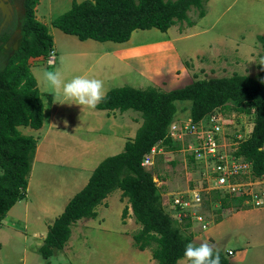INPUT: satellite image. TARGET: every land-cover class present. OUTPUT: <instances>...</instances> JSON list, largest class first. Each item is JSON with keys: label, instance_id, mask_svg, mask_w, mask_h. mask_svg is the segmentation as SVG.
Here are the masks:
<instances>
[{"label": "rangeland", "instance_id": "1", "mask_svg": "<svg viewBox=\"0 0 264 264\" xmlns=\"http://www.w3.org/2000/svg\"><path fill=\"white\" fill-rule=\"evenodd\" d=\"M72 2L40 0L35 7L36 18L48 25L53 36L55 59H51L52 65L42 58L30 61L44 103V118L39 129H19L37 138L39 152L28 177L30 210L26 202L17 201L8 216L0 220V264H157L151 249L142 251L134 245L133 234L140 225L130 209L123 216L129 202L120 190L105 198L97 217L75 223L62 249H54L49 258L40 255L42 239L37 231L41 225L36 218L39 211H44L51 224L86 184L95 167L124 149L143 120L141 113L133 109L105 111L66 103L59 90L42 86V71L58 72L63 81L74 76L99 79L103 95L125 85L170 90L196 79L233 73L256 76L264 68V0H209L204 4V15L192 7L187 21L177 22L167 31L137 29L126 42L81 40L53 26L52 21ZM188 104L177 102L180 120L189 117ZM230 108L217 113L229 132L223 146L227 152L235 153L237 148L229 138L235 133L249 136L254 114ZM193 138L189 135L184 142ZM162 151L155 155L151 167L165 197V211L192 233L193 241L216 249L231 248L232 264H264V203L245 201L246 208H221L217 189L207 188L205 164L195 160L193 151L168 150L165 146ZM237 181L249 193L264 189V184L253 183L247 175ZM197 188L201 191L199 202H191L184 213L173 211V190L174 195L179 191L190 194ZM248 208L251 209L244 210ZM199 215L202 220L197 218ZM188 222L190 225L185 227ZM186 263V258L177 262Z\"/></svg>", "mask_w": 264, "mask_h": 264}, {"label": "trees", "instance_id": "2", "mask_svg": "<svg viewBox=\"0 0 264 264\" xmlns=\"http://www.w3.org/2000/svg\"><path fill=\"white\" fill-rule=\"evenodd\" d=\"M209 0H73L71 7L57 16L52 25L81 40L126 42L137 29L157 28L167 31L177 22L188 20V11L198 8L205 14ZM26 16L22 41L10 57L0 53V220L19 200L26 197L28 177L36 153L37 138L24 134L19 126L39 129L43 124L44 103L31 59L42 58L48 65L53 50V36L47 24L35 16L40 0H24ZM31 61V62H30ZM52 94L49 93L48 97ZM178 101L189 102V117L198 122L223 108L238 113H253L250 135L238 145L235 154L251 164L254 179L264 172V68L256 76L233 73L230 76L196 79L185 86L161 90L150 86L114 87L96 105L101 110L139 111L142 123L124 149L104 158L92 171L87 183L69 200L63 212L49 225L39 248L43 258L54 249H62L69 240L72 225L82 218L97 217V207L115 190L128 198V208L140 228L133 234L134 245L151 249L157 264H177L186 243L194 245L192 233L167 213L160 187L145 156L159 143L168 150L181 144L168 135L172 122L180 120ZM218 191V190H217ZM220 207L246 208V194L221 196ZM185 225V227H187ZM219 251L220 264H232L229 252Z\"/></svg>", "mask_w": 264, "mask_h": 264}, {"label": "built area", "instance_id": "3", "mask_svg": "<svg viewBox=\"0 0 264 264\" xmlns=\"http://www.w3.org/2000/svg\"><path fill=\"white\" fill-rule=\"evenodd\" d=\"M53 53L54 51L50 52L48 60L50 64H52L51 59L54 58ZM217 112L198 122L192 121L190 117L184 120H175L169 127L168 135L173 141L181 144L180 149L193 151L195 160L204 162L208 189H217L232 194H246L249 196L246 202L261 205L264 203V189L249 193L242 188V183L237 181L240 176L251 175V164L243 156L227 152L224 148L223 140L229 135V132ZM189 135H194L193 141L184 142V138L186 139ZM244 135L235 133L233 138H229L231 145L237 148L241 141L248 137L246 134ZM162 147L161 143L153 146L145 156L143 164L151 166L154 163L155 155L163 152ZM253 183L264 184V172L261 176L255 177ZM198 188L193 189L190 194L187 191H180L175 195L172 193L171 195L174 196L172 197L173 209L179 213H184L190 208L191 202H199L201 200V188ZM197 218L202 220L201 215ZM229 253L231 254V251Z\"/></svg>", "mask_w": 264, "mask_h": 264}, {"label": "clouds", "instance_id": "4", "mask_svg": "<svg viewBox=\"0 0 264 264\" xmlns=\"http://www.w3.org/2000/svg\"><path fill=\"white\" fill-rule=\"evenodd\" d=\"M41 75L42 86L59 90L66 103H76L94 108L104 99L103 83L99 79L74 76L68 81H63L58 72L47 70H43ZM183 257L187 259L188 264H220L219 251L214 250L206 243L199 245H194L192 242L186 243Z\"/></svg>", "mask_w": 264, "mask_h": 264}, {"label": "flooded vegetation", "instance_id": "5", "mask_svg": "<svg viewBox=\"0 0 264 264\" xmlns=\"http://www.w3.org/2000/svg\"><path fill=\"white\" fill-rule=\"evenodd\" d=\"M24 0H0V53L8 57L19 49L26 16Z\"/></svg>", "mask_w": 264, "mask_h": 264}, {"label": "crops", "instance_id": "6", "mask_svg": "<svg viewBox=\"0 0 264 264\" xmlns=\"http://www.w3.org/2000/svg\"><path fill=\"white\" fill-rule=\"evenodd\" d=\"M53 51H54V49H53ZM54 53H55V52H54ZM54 59H55V56H54ZM53 64H54V63H53ZM51 65H52V64H51ZM105 111H107V110H105ZM109 111H111V110H109ZM180 119H181V118H180ZM129 139H132V138L130 137ZM163 146H164V145H163ZM38 152H39V148H38V149L36 148V153H35L36 155L34 156V157H35V158H34V162H32L33 166H34L35 160H36V158H37ZM32 168H33V167H32ZM32 168H31V170H32ZM30 172H31V171H30ZM29 176H30V174H29ZM86 183H87V182H86ZM83 187H84V186H83ZM83 187H82V188H83ZM82 188H81V189H82ZM29 189H30V181H29V179H28V186H27L26 197H25L24 199H22V201H24V202L27 203V211L30 210V207H29V206H30V204H29V203H30V202H29V200H30V199H29ZM81 189H80V190H81ZM172 192L175 193L176 191L173 190ZM179 192H180V191H179ZM76 193H77V192H76ZM170 194H171V193H170ZM73 196H74V195H73ZM73 196H72V197H73ZM72 197H71V198H72ZM162 197H163V205L165 206V204H164V198H165V197H164V195H163V192H162ZM71 198H70V199H71ZM19 201H21V200H19ZM68 202H69V201H68ZM68 202H67V203H68ZM39 204H41L40 201H39ZM66 205H67V204H66ZM66 205H65V206H66ZM100 205H101V204H100ZM100 205H99V206H100ZM99 206L97 207V212H98V208H99ZM128 206H129V203H128ZM64 208H65V207H64ZM64 208H63V210H64ZM60 209H61V208H60ZM60 209H59V210H60ZM128 209L131 210L130 207H129ZM249 209H251V208L244 209V210H249ZM63 210H62V212H63ZM173 211H175V210L173 209ZM8 212H9V211H8ZM39 212H40L39 217H36V218H37V220H39L38 222H40V223H39V226L41 225V226H40L41 228L38 229V231H37V232H39V230H40L39 237L42 239V242H41V244H40V246H41L42 243H43V239L45 238V236H46V234H47L48 227H49V225H50V223H49L50 221H49V222L46 221V217H44V214H43L44 211H43V210H40ZM58 212H59V211H58ZM62 212H61V213H62ZM240 212H241V211H240ZM46 213H47V212H46ZM61 213H60V214H61ZM131 213H132V210H131ZM30 214H31V213H28L27 216L29 217ZM60 214H58L57 216H59ZM97 215H98V214H97ZM7 216H8V215L6 214V217H7ZM57 216H56V217H57ZM12 217H13V215L11 216V218H12ZM56 217H55V218H56ZM89 219H90V218H89ZM54 220H55V219H54ZM54 220H53V221H54ZM53 221H52V222H53ZM223 221H224V220H223ZM223 221H221V223H222ZM52 222H51V224H52ZM75 223H76V222H75ZM75 223L72 225V228H73V226L75 225ZM46 226H47V231L44 232ZM98 226H100V224H99ZM71 233H72V230H71ZM35 234H37V233H35ZM70 236H71V235H70ZM39 248H40V247H39ZM223 250H226V249H223ZM56 251H58V250H56ZM142 251H144V250H142ZM226 251H228V252L231 251V254L233 253L231 248H229V249L226 250ZM182 259H184V258H182ZM186 264H188V263H186Z\"/></svg>", "mask_w": 264, "mask_h": 264}, {"label": "bare ground", "instance_id": "7", "mask_svg": "<svg viewBox=\"0 0 264 264\" xmlns=\"http://www.w3.org/2000/svg\"><path fill=\"white\" fill-rule=\"evenodd\" d=\"M245 184V183H244Z\"/></svg>", "mask_w": 264, "mask_h": 264}]
</instances>
